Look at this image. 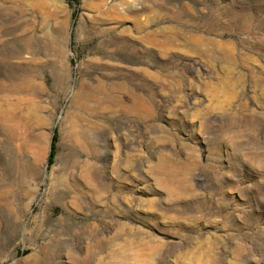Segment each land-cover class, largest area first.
<instances>
[{"label":"rangeland","instance_id":"rangeland-1","mask_svg":"<svg viewBox=\"0 0 264 264\" xmlns=\"http://www.w3.org/2000/svg\"><path fill=\"white\" fill-rule=\"evenodd\" d=\"M0 264H264V0H0Z\"/></svg>","mask_w":264,"mask_h":264},{"label":"trees","instance_id":"trees-1","mask_svg":"<svg viewBox=\"0 0 264 264\" xmlns=\"http://www.w3.org/2000/svg\"><path fill=\"white\" fill-rule=\"evenodd\" d=\"M54 142V137L52 139V143ZM52 152H53V147L51 148V151L49 153V157H48V162L50 163L51 162V158H52Z\"/></svg>","mask_w":264,"mask_h":264}]
</instances>
